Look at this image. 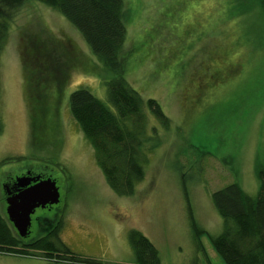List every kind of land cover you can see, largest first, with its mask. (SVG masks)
I'll return each mask as SVG.
<instances>
[{
  "label": "rangeland",
  "instance_id": "1",
  "mask_svg": "<svg viewBox=\"0 0 264 264\" xmlns=\"http://www.w3.org/2000/svg\"><path fill=\"white\" fill-rule=\"evenodd\" d=\"M124 1V74L170 118L165 128L148 111L144 179L126 196L106 182L69 95L83 86L108 103L102 78L109 73L61 13L29 0L11 20L0 56V212L3 183L30 170L55 180L61 198L51 211L36 210L50 217L32 218V237L62 219L72 254L133 264L134 228L157 247L162 264H225L209 237L223 229L212 194L238 182L255 195L264 166V2ZM4 219L18 238L32 240ZM194 223L206 231L200 237ZM42 252H0V264H83Z\"/></svg>",
  "mask_w": 264,
  "mask_h": 264
},
{
  "label": "trees",
  "instance_id": "2",
  "mask_svg": "<svg viewBox=\"0 0 264 264\" xmlns=\"http://www.w3.org/2000/svg\"><path fill=\"white\" fill-rule=\"evenodd\" d=\"M27 1L0 0V56L8 39L11 20ZM36 1L61 13L80 32L109 73L102 78L108 103L80 86L69 95V109L92 145L97 165L110 188L121 196L134 194L137 184L145 177L148 111L165 128L169 127L170 118L157 99L149 97L145 100L124 74L121 54L127 39L125 1ZM189 49L186 47L188 54ZM2 130L0 115V133ZM152 131L157 136L155 127ZM256 174L259 187L255 195L247 193L238 182L229 183L212 194V202L223 218V229L209 237L225 264H264V166H259ZM193 227L198 237L206 232L196 223ZM59 231L60 225L32 242H25L12 232L4 218H0V252L26 256L30 255L29 249H36L44 251L42 256L49 260L100 264L72 254ZM128 238L135 256L133 264H162L157 247L140 230L130 229Z\"/></svg>",
  "mask_w": 264,
  "mask_h": 264
},
{
  "label": "water",
  "instance_id": "3",
  "mask_svg": "<svg viewBox=\"0 0 264 264\" xmlns=\"http://www.w3.org/2000/svg\"><path fill=\"white\" fill-rule=\"evenodd\" d=\"M34 180L36 178L24 175L18 177L16 182L20 186H26ZM59 201L60 192L56 181L48 177L38 180L21 191L15 198L8 199L7 213L19 235L24 237L28 234L31 225L30 216L35 212V209L45 207L47 204H57Z\"/></svg>",
  "mask_w": 264,
  "mask_h": 264
},
{
  "label": "flooded vegetation",
  "instance_id": "4",
  "mask_svg": "<svg viewBox=\"0 0 264 264\" xmlns=\"http://www.w3.org/2000/svg\"><path fill=\"white\" fill-rule=\"evenodd\" d=\"M24 175H29V176H31V177H34V178H36V180H34V181H31V183H29L28 185H26V186H20V185H18V183L16 182V179L18 178V177H20V176H16L15 178H12V179H10V180H8L7 182H4L3 183V191H4V196H5V202L7 203L6 204V214H1L0 215V218H8V221L12 224L11 225V227H13V229H15V231L16 232H18L17 230H16V228L14 227V224L10 221V219L9 218H11L10 217V215H8V213H7V207H8V199H13V198H15L16 196H18L19 195V193L21 192V191H23L24 189H26L27 187H29V186H31V185H33V184H35L38 180H40V179H45L42 175H40V174H35L34 172H32V171H30V170H27L23 175H21V176H24ZM48 178V177H47ZM60 201H61V198H60ZM59 201V202H60ZM59 202L57 203V204H59ZM57 204H47L45 207H38V208H36L35 209V212H36V210L37 209H40V210H48V211H51L52 210V208L55 206V205H57ZM34 212V213H35ZM31 214V216H30V218H31V221H32V218H35V219H40V218H49L50 216H47V215H35V214ZM62 219H60L59 221H55V223L52 225V226H50V227H48L47 228V230L46 231H44V233H41V234H39L37 237L36 236H34V237H32L31 236V229H30V227H29V229H28V234L26 235V236H24V238H32V240H29L30 242H32L33 240H36L37 238H39V237H42V236H44V235H46V234H48L49 232H51V231H53L56 227H58V225H60L61 224V221ZM31 226V225H30ZM59 236L61 237V239H62V234H61V232L59 231Z\"/></svg>",
  "mask_w": 264,
  "mask_h": 264
}]
</instances>
